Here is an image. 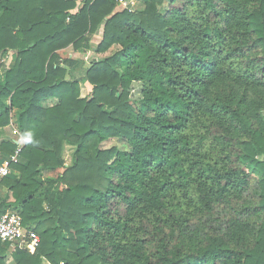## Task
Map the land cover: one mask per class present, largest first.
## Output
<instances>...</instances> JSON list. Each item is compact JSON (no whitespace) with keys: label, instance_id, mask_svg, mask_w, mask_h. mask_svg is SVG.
Returning a JSON list of instances; mask_svg holds the SVG:
<instances>
[{"label":"trees","instance_id":"obj_1","mask_svg":"<svg viewBox=\"0 0 264 264\" xmlns=\"http://www.w3.org/2000/svg\"><path fill=\"white\" fill-rule=\"evenodd\" d=\"M117 5L0 0V128L25 141L0 212L40 239H0V264H264V0ZM113 45L65 79L80 61L59 50Z\"/></svg>","mask_w":264,"mask_h":264},{"label":"rangeland","instance_id":"obj_2","mask_svg":"<svg viewBox=\"0 0 264 264\" xmlns=\"http://www.w3.org/2000/svg\"><path fill=\"white\" fill-rule=\"evenodd\" d=\"M144 1L145 0H122L121 2L119 1V5L116 6V10L123 9V8H128L131 11H141L144 9ZM164 6H162L160 9H162ZM102 29H99L96 34H89V37H93L91 40V44L94 45L98 42L99 37L98 35L101 34ZM120 49L118 45H113L111 46L106 52L104 53H96L94 52L93 49H80V50H75L73 49L72 46H68L65 49L59 50L58 54L62 58H73V59H78L80 61L79 66L72 70L70 72V69L67 66H64L63 63H59L61 67H64L67 71L65 75V79L67 80H73V79H80L81 75H83V72L90 67L91 61L92 60H101L109 55H111L113 52L117 51ZM14 54L12 52H8L4 57H0V83L3 82V75L6 69L14 62ZM79 89H80V96L83 97L87 94V89L85 85L81 82L78 81ZM140 83L134 82L131 84V87L129 88V97L131 101H134L139 97V91H140ZM56 102V100H55ZM54 100H48L46 105H51L55 103ZM12 129H16L18 132L19 130L12 125ZM8 133L10 134L9 130ZM8 138V136H7ZM1 140V139H0ZM10 140L12 138L10 137ZM2 141V140H1ZM105 147H110L112 145L117 146L120 150H128L129 146L127 143L118 138H110L107 141L103 143ZM73 148L70 146H65V151H64V160L66 162H70V157L72 154ZM4 157V156H2ZM7 158V157H4ZM2 159V162H4ZM61 171V170H58ZM57 172V171H56ZM56 172H42L41 174V179L45 178L47 175H55ZM3 192V191H2ZM43 264H48V262L43 261Z\"/></svg>","mask_w":264,"mask_h":264},{"label":"built area","instance_id":"obj_3","mask_svg":"<svg viewBox=\"0 0 264 264\" xmlns=\"http://www.w3.org/2000/svg\"><path fill=\"white\" fill-rule=\"evenodd\" d=\"M13 133L19 136V141H14L16 144L14 153L0 165V183L10 173V164L18 162L19 153L23 147V138L19 132L13 129ZM0 239L9 242L11 248L18 247L30 253L36 251L40 240L38 234L31 228L24 226L20 215L12 210L0 212Z\"/></svg>","mask_w":264,"mask_h":264},{"label":"crops","instance_id":"obj_4","mask_svg":"<svg viewBox=\"0 0 264 264\" xmlns=\"http://www.w3.org/2000/svg\"><path fill=\"white\" fill-rule=\"evenodd\" d=\"M8 130H9L10 134L8 133ZM7 136H8V138H7ZM10 137L12 138L13 142L14 141H19V136L14 135L11 125L7 126V127H4V128H0V139L1 140H10ZM24 143H25V141L23 139V145H24ZM8 158L9 157L4 158V157L0 156V165L3 164ZM2 159H6V160H3L4 162H2ZM65 163L68 164L69 162L65 161ZM17 175H18L17 171L14 170L13 167H12V164H10V173L7 176L9 178H14ZM6 193H7V188L5 186H3L2 184H0V194H1L0 196L2 197ZM10 200H12V198H10ZM9 210H14V209L10 208Z\"/></svg>","mask_w":264,"mask_h":264}]
</instances>
